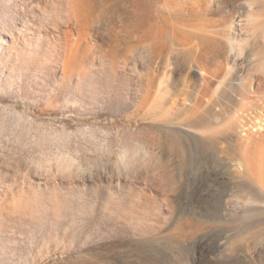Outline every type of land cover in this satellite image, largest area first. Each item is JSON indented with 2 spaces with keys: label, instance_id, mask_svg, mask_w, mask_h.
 Returning a JSON list of instances; mask_svg holds the SVG:
<instances>
[{
  "label": "bare ground",
  "instance_id": "1",
  "mask_svg": "<svg viewBox=\"0 0 264 264\" xmlns=\"http://www.w3.org/2000/svg\"><path fill=\"white\" fill-rule=\"evenodd\" d=\"M95 7L91 0L74 1L67 16L70 22L68 24L73 25L75 30L67 26L62 34L56 31L60 38L58 44L52 41L47 29L41 32L27 29L23 33L18 30L17 37L8 41L2 39L0 60L6 61L10 67L17 63L21 72L47 76L58 88L73 86L78 89L77 95L84 102L90 100L91 93L96 91L93 93L104 102H131L141 111L163 116L161 120L164 123L185 116L183 123L180 122L179 131L188 140L234 138L244 141L250 152L254 150L252 147L259 146L261 139L264 140V34L258 30L264 27V0H163L162 7L152 13L148 11L150 15L147 16L137 10L114 11V8L111 15L104 8L97 15ZM55 27L53 29H57ZM72 31L75 32L74 37ZM24 35L30 36L27 38ZM91 36L98 37L100 43L93 44ZM135 47L147 50L150 57L163 51V68L166 70L165 73H160L165 75L163 83H157V79L148 76L145 85L133 83V89L128 91L129 87L127 89L125 85L131 79L125 78V72L130 69L129 57ZM16 49H19L17 54ZM97 55L99 59L96 58ZM149 70L154 71L150 68L148 72H141L149 73ZM161 84L163 87L159 88ZM192 85L195 93L189 91ZM98 86L99 89L95 90ZM203 86L210 87L209 102L205 104L199 97L207 93L202 92ZM203 89L208 91L207 88ZM201 101L204 105H201ZM216 121L220 122L219 126L225 124L223 131L213 130V125L218 127ZM208 129L216 133L200 134L201 130ZM217 131L220 133L217 134ZM262 148L263 145L261 150ZM231 149L232 152V146ZM139 152L149 158L153 156V152L143 146H132L125 149L120 156L121 170L114 173L103 171L94 177L91 174L79 178L71 177L65 173L70 169L66 165L60 170L66 174L63 178L58 179L54 173L37 177L36 182H28L27 191L19 188L9 200L3 194L0 205L2 204L5 212L25 217L51 214L53 224H58L73 219L74 196L77 197L80 191H93L99 186L100 191L95 196L98 198L95 210L115 216L136 235L147 238L145 240L163 237L167 245L176 248L181 240L180 235L201 230L203 220L195 225L191 224L187 229L182 228L185 215L176 211L174 200L166 199L165 192L162 196L163 210L161 209L158 205L160 201L156 203L158 195L152 196L150 192H156L158 186L165 190L172 187L175 176L171 171L173 163L168 158L154 155L156 162L153 160L152 163L155 165L153 163V167L149 168L150 173L156 177L152 182L151 178L148 179V172L143 177L139 171L132 170L134 156ZM250 152L245 153L248 159L253 156ZM254 166L257 167L255 164ZM220 169V172L210 170L212 173L206 170L207 172L192 180L191 196L188 200L201 217L206 216L205 213L229 216V213L235 211V206H239L240 199L243 200L240 206L246 213L249 211L248 207L259 206L257 201H264L260 198L261 191L251 187L250 180L246 177L249 167L244 165L241 157L230 158L228 155ZM225 176H228L225 180L227 189L222 194L223 191L221 193L217 188L214 190L212 185L220 183V179ZM141 183L143 188L138 187ZM151 183H156L157 187ZM57 184L66 186L68 194L77 193H70L67 197V194L60 193ZM209 191L214 192L210 194ZM204 201L209 204L208 207L204 205ZM162 211L163 217L169 213L175 214V220H163V227L155 222ZM201 248L200 243L195 247L190 264L200 258V253L196 254L195 251ZM177 256V260L181 261L180 255Z\"/></svg>",
  "mask_w": 264,
  "mask_h": 264
},
{
  "label": "rangeland",
  "instance_id": "2",
  "mask_svg": "<svg viewBox=\"0 0 264 264\" xmlns=\"http://www.w3.org/2000/svg\"><path fill=\"white\" fill-rule=\"evenodd\" d=\"M74 1L71 0V3L70 0H0V49L3 47L2 39L11 40L18 36L20 30V33H23L27 29H37L36 31L40 32L47 29L46 32L51 35L52 41L58 44L60 38L56 31L62 34L67 26L75 30L73 25L68 24L70 22L67 16L72 10L69 8H72ZM91 1L96 6L97 15L104 8L110 13L109 15L114 11L126 9L137 10L147 16L150 15L149 12H154L163 4V0ZM34 25L36 28L33 27ZM28 26L30 27L27 28ZM54 27L57 29H53ZM258 30L264 34V27ZM24 36L28 38L30 35ZM72 36H75L74 31ZM91 37L93 44L100 43L98 37ZM137 48L133 49L129 57L130 69L125 72V78L131 79L130 83L128 82L129 86L125 83V87L127 89L129 87L128 91L133 89V83L145 85L148 76L157 79V83L160 81L163 83L165 79V75H161L165 70L163 51L150 57L149 53L147 55V50ZM15 52L17 54L19 49ZM145 54L149 56L148 60ZM136 56L145 57L143 60ZM96 58L99 59L98 55ZM3 61L0 60V199L5 195L4 198L7 197L9 200L21 188L26 190L28 182L32 180L36 182L37 177L45 174L48 176L54 173L60 179L66 174L79 178L89 174L94 177L103 171L117 172L121 170L122 152L132 146L140 145L153 152V156L168 158L173 163L171 171L175 176L170 189L165 190L163 187H157L156 183H151L157 187L156 192H150L152 196L158 195L156 197L159 199L156 203L160 201L158 205L163 210L162 196L165 192L166 199L174 200L176 211L185 215L182 228L187 229L191 224L195 225L202 220L203 225L199 231L180 235L181 240L176 248L167 245L163 237L145 240L147 238L136 235L120 219L94 209L98 201L95 196L100 191L99 186L93 191H80L77 197L74 196L73 219L58 224H53L51 214L34 216V218L25 217L5 212L1 204L0 264H190L193 251L199 243L202 248L195 253H200V260H196L194 264H264V196L262 197L264 148L261 150L264 140H260L259 146L252 147L256 152L254 150L250 152L249 146L247 148L244 141L234 138L188 140L180 132V122L183 123L185 116L178 117L179 121L175 119L164 123L161 120L163 116L141 111L131 102H104L93 93L96 91L91 93L90 100L84 102L77 95L78 89L73 86L58 88L47 76L42 77L28 71L21 72L17 63L10 67L6 61ZM149 67L154 71L141 72L145 70L148 72ZM175 77L177 78V74ZM162 87L163 84L159 86ZM203 87L202 92L207 93L202 95L203 93L198 92V94L202 95L199 97L205 104L209 102L210 87ZM94 89L98 90L99 86ZM189 89L194 91L193 85ZM202 101L201 105H204ZM219 124L220 122L217 126L220 128H216L215 124L213 130L223 131L225 124L222 126ZM213 130H201L200 134L205 132L215 134L216 131ZM219 131L217 134L220 133ZM234 141L235 144L240 146L242 143V145L237 147L232 143ZM245 149L253 153L251 159L245 155L247 152ZM239 153L241 161L249 167L247 175L250 178L247 175L246 177L248 181L250 180L253 189L261 191L259 197L263 198L261 199L263 202L257 201L259 206L248 207L249 211L246 213L243 207L241 208L243 200L239 198L238 203L241 206H235L236 212L232 209L234 215L231 211L229 216L205 213L206 216L201 217L195 211V207H192L194 205L191 206L189 203L193 178L205 173L206 170L220 172L226 157L229 155L230 158L240 159L237 156ZM153 156L149 158L141 152L136 153L132 167V170L139 171L138 173L143 177L148 172V179L151 178L152 182L156 178L155 174L149 171V168L153 167L152 161L156 159ZM260 157L262 160H259ZM66 165L70 169L64 171L65 174L60 170ZM224 178L220 179V183L216 182L212 185L214 190L217 188L221 193L223 191L222 194H225L224 191L227 189L225 180L228 176ZM56 187L63 195L67 194V197L70 193H77L68 194V189L64 185L57 184ZM138 187L143 188V183ZM209 192L212 194L214 191ZM204 203L202 204L208 207L209 204H206V201ZM157 216L155 222L162 227L163 220H175L174 213L163 217L162 211L161 215ZM176 253L180 255L181 261L177 260Z\"/></svg>",
  "mask_w": 264,
  "mask_h": 264
}]
</instances>
